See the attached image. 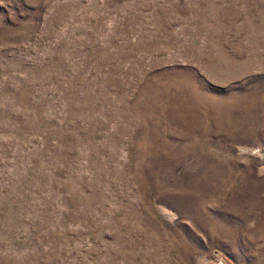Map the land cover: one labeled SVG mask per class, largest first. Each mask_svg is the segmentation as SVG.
I'll return each mask as SVG.
<instances>
[{"label":"rangeland","instance_id":"rangeland-1","mask_svg":"<svg viewBox=\"0 0 264 264\" xmlns=\"http://www.w3.org/2000/svg\"><path fill=\"white\" fill-rule=\"evenodd\" d=\"M0 264H264V0H0Z\"/></svg>","mask_w":264,"mask_h":264}]
</instances>
